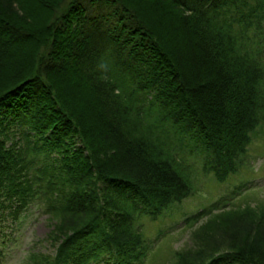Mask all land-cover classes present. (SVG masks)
Instances as JSON below:
<instances>
[{
    "label": "trees",
    "instance_id": "trees-1",
    "mask_svg": "<svg viewBox=\"0 0 264 264\" xmlns=\"http://www.w3.org/2000/svg\"><path fill=\"white\" fill-rule=\"evenodd\" d=\"M263 51L264 0H0V258L35 205L60 223L30 264L141 259L132 214L191 191L174 150L220 178L242 165L264 126ZM222 201L184 218L211 215L172 264H264L262 213L237 222L250 209Z\"/></svg>",
    "mask_w": 264,
    "mask_h": 264
},
{
    "label": "rangeland",
    "instance_id": "rangeland-1",
    "mask_svg": "<svg viewBox=\"0 0 264 264\" xmlns=\"http://www.w3.org/2000/svg\"><path fill=\"white\" fill-rule=\"evenodd\" d=\"M149 98L147 95L143 105H148ZM259 126L260 124L252 135L250 134L246 152L240 161L242 165L225 178L217 177L215 170L207 166L205 154L198 156V153L194 152L190 156L186 147L179 148V151L174 150V155L186 166V176L191 191L180 201L169 203L161 212L158 210L157 213L150 215H144L143 212L132 214L136 219L134 226L138 227L137 230H141L147 245L152 248L146 250L141 259L134 264H172L176 258L173 256L176 250H194L199 241L196 242V238H191L192 232L207 222L211 215L200 219L193 227L187 228L183 224L184 218L204 206L217 202L220 198L227 200L219 203L225 204L223 210L226 211L225 213L237 208L250 209L251 213L244 211L241 217L235 220L237 222L239 220L253 222L257 214L261 213L264 217V126ZM58 182L60 183L59 180ZM240 182L250 188L243 190L237 196L231 195L232 189L234 190ZM63 190H66L64 186ZM33 209V214L24 219L20 230L13 228L17 233L16 240L7 241V245L4 246L5 255L0 258V264H30L31 256L34 254H39L41 260L54 255L58 244L54 241V230L60 221L57 217H49L51 218L49 219L41 207L37 209L34 205ZM217 212H219L217 209L212 211V213ZM7 231L12 233L11 226L7 227ZM13 236L14 234L10 235ZM200 250L203 251L202 248Z\"/></svg>",
    "mask_w": 264,
    "mask_h": 264
}]
</instances>
